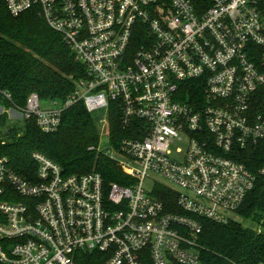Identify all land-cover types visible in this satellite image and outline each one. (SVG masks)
<instances>
[{
	"label": "built area",
	"instance_id": "1",
	"mask_svg": "<svg viewBox=\"0 0 264 264\" xmlns=\"http://www.w3.org/2000/svg\"><path fill=\"white\" fill-rule=\"evenodd\" d=\"M3 1L15 17L38 10L87 73L53 110L31 94L11 111L53 133L76 103L108 121L115 102L129 137L90 148L125 184L65 175L39 152L31 176L0 158V264H201L203 220L240 223L264 178V162L257 172L239 162L251 149L264 160V118L251 112L264 86V0Z\"/></svg>",
	"mask_w": 264,
	"mask_h": 264
},
{
	"label": "trees",
	"instance_id": "2",
	"mask_svg": "<svg viewBox=\"0 0 264 264\" xmlns=\"http://www.w3.org/2000/svg\"><path fill=\"white\" fill-rule=\"evenodd\" d=\"M86 76V66L76 59L62 35L48 25L38 10L15 17L0 0V105L5 108L0 123L11 120L8 110L25 109L31 94H37L41 100L65 101L76 91V82ZM251 112L254 117L264 118V86L253 96ZM109 122L111 143L117 146L129 134L121 124L115 102L109 107ZM98 142L96 117L84 102H78L63 112L60 127L53 133L41 131L36 118L22 119L21 125L10 127L0 138V158L7 157L19 174L31 176L37 172L32 155L39 152L58 164L65 175L97 172L108 185L125 184L115 161L90 150ZM239 162L257 172L264 160L251 149ZM166 195L176 198L173 192L165 190H160L158 197L166 201ZM239 216L252 227L203 220L198 238L201 264H264L263 177L258 178ZM144 264L152 263L148 259Z\"/></svg>",
	"mask_w": 264,
	"mask_h": 264
},
{
	"label": "rangeland",
	"instance_id": "3",
	"mask_svg": "<svg viewBox=\"0 0 264 264\" xmlns=\"http://www.w3.org/2000/svg\"><path fill=\"white\" fill-rule=\"evenodd\" d=\"M40 106L42 110H47V109L53 110L56 108L55 103L52 100H41ZM1 109L4 110L5 108L2 105H0V115L2 114ZM11 113L12 111L10 110V114ZM95 117L99 131V142L96 147L101 148L105 153H108L111 150V145H112L109 117H108V121L106 114L104 115L96 114ZM21 124H22V118L20 114L18 112L12 113L11 120L9 122L5 121L3 123H0V138H3V134H6L10 127ZM146 184L148 188L151 186L149 182H147ZM239 221L243 226L252 227V224L248 221L241 219Z\"/></svg>",
	"mask_w": 264,
	"mask_h": 264
},
{
	"label": "crops",
	"instance_id": "4",
	"mask_svg": "<svg viewBox=\"0 0 264 264\" xmlns=\"http://www.w3.org/2000/svg\"><path fill=\"white\" fill-rule=\"evenodd\" d=\"M4 112H5V110L1 109V113H4ZM12 113L11 114H8L10 116V118H11Z\"/></svg>",
	"mask_w": 264,
	"mask_h": 264
}]
</instances>
